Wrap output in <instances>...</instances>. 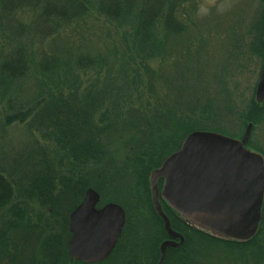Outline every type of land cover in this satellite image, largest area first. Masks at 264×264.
Here are the masks:
<instances>
[{
    "label": "trees",
    "instance_id": "obj_1",
    "mask_svg": "<svg viewBox=\"0 0 264 264\" xmlns=\"http://www.w3.org/2000/svg\"><path fill=\"white\" fill-rule=\"evenodd\" d=\"M196 12L197 0H0V104L11 111L0 130L28 123L44 142L0 169V264H83L69 256L67 215L90 189L126 212L118 251L103 264H158L168 237L151 204V172L194 132L238 138L200 124L220 115L214 97L193 89L194 102L176 96L173 107L157 93L153 65L166 64L168 44L193 26ZM96 28L111 42L105 54L86 50L84 34ZM256 32L263 57L264 16ZM28 82L35 91L23 90ZM263 117L255 100L237 114L255 129ZM113 136L119 162L110 155ZM247 148L262 154L251 141ZM134 200L153 221L128 215ZM162 207L185 239L165 264H264V206L248 243L212 238Z\"/></svg>",
    "mask_w": 264,
    "mask_h": 264
},
{
    "label": "water",
    "instance_id": "obj_2",
    "mask_svg": "<svg viewBox=\"0 0 264 264\" xmlns=\"http://www.w3.org/2000/svg\"><path fill=\"white\" fill-rule=\"evenodd\" d=\"M255 101L264 103V58ZM252 130L249 124L241 140L194 132L178 152L151 172L153 210L168 237L160 245L158 264H165L167 251L181 248L185 241L172 229L161 202L188 226L212 238L248 243L257 236L263 219L264 157L247 148ZM160 180L164 181L161 192ZM99 202L100 195L90 189L71 216L69 253L73 261L101 263L120 239L126 223L124 210L109 204L97 211Z\"/></svg>",
    "mask_w": 264,
    "mask_h": 264
},
{
    "label": "rangeland",
    "instance_id": "obj_3",
    "mask_svg": "<svg viewBox=\"0 0 264 264\" xmlns=\"http://www.w3.org/2000/svg\"><path fill=\"white\" fill-rule=\"evenodd\" d=\"M263 16L264 0H197L193 26L168 44L166 64L155 61L153 65L157 74V93L166 96L169 105L173 107L176 96H181L186 106V101L194 102L195 90L203 93L202 96L205 93L214 97L221 104L222 109L218 106L220 115L213 121L204 120L200 124L205 123L212 130L223 128L241 140L250 123H242L243 119L239 122L237 114L245 113L255 100L263 66L264 56H260L259 32H256ZM84 43L86 50L89 53L93 51V54H105L111 44L98 28L84 34ZM23 90L31 93L35 91L34 85L28 82ZM25 96L28 95L24 93L21 99L24 100ZM223 98H227L236 108L235 111L225 109ZM180 100L183 104V100ZM10 113L5 102L0 104V125L3 124L5 115ZM27 126L28 123L14 124L5 129V132L0 130V169H9L19 155L30 149L34 140L44 144L35 132L34 137L29 134ZM182 128L180 129L184 131ZM256 128L253 125L250 141L264 157V117ZM107 140H111L112 144L110 155L118 162L121 161L123 154L118 139L113 136ZM127 183L133 186L130 179ZM138 203L140 201L135 200L127 203L128 215L133 220L141 218L143 221L148 219V223L153 221L148 210H138L136 206L134 208L136 204L140 206ZM150 228L151 225L148 226V231ZM21 242L20 245L25 243Z\"/></svg>",
    "mask_w": 264,
    "mask_h": 264
},
{
    "label": "flooded vegetation",
    "instance_id": "obj_4",
    "mask_svg": "<svg viewBox=\"0 0 264 264\" xmlns=\"http://www.w3.org/2000/svg\"><path fill=\"white\" fill-rule=\"evenodd\" d=\"M163 186H164V181H162V180H160L159 181V183H158V187H159V191L161 192L162 191V189H163ZM84 200V199H83ZM83 200L80 202V204L76 207V208H74L73 210H70V211H68V215H67V220H68V226H67V231L69 232V234H70V240L68 241V251H69V243H70V241H71V239H72V233L70 232V224H71V216H72V214L76 211V209L83 203ZM109 204H114V203H103L102 202V200H101V197H100V202L98 203V205L96 206V210L97 211H100V210H102L104 207H106L107 205H109ZM151 204H152V201H151ZM161 204H163V202H161ZM117 205V204H116ZM119 206V205H118ZM121 207V206H120ZM153 207V206H152ZM123 209V208H122ZM125 212V211H124ZM125 216H126V212H125ZM125 227V226H124ZM123 231H124V228H123ZM123 231H122V234H123ZM122 234H121V236H120V239H121V237H122ZM120 239L118 240V242H117V244H116V246L114 247V249H113V251H112V253H111V255H110V257L114 254V252H117L118 251V244H119V241H120ZM167 241V240H166ZM165 242V241H164ZM69 256H70V253H69ZM109 257V258H110ZM71 258V257H70ZM108 258V259H109ZM108 259H106L105 261H103V262H101V263H97V264H103V263H105ZM72 260V259H71ZM73 261V260H72ZM73 262H79V261H73ZM80 263H82V262H80Z\"/></svg>",
    "mask_w": 264,
    "mask_h": 264
}]
</instances>
